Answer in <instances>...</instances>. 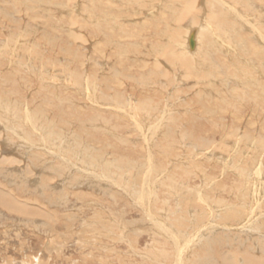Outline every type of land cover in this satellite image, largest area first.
Wrapping results in <instances>:
<instances>
[{"label":"rangeland","instance_id":"obj_1","mask_svg":"<svg viewBox=\"0 0 264 264\" xmlns=\"http://www.w3.org/2000/svg\"><path fill=\"white\" fill-rule=\"evenodd\" d=\"M184 1L0 0V98L21 128L0 125L21 145L9 166L0 140V180L17 166L7 190L35 212L0 206V264L264 260V0H194L175 24ZM202 28L203 69L170 60L173 33L187 51Z\"/></svg>","mask_w":264,"mask_h":264},{"label":"bare ground","instance_id":"obj_2","mask_svg":"<svg viewBox=\"0 0 264 264\" xmlns=\"http://www.w3.org/2000/svg\"><path fill=\"white\" fill-rule=\"evenodd\" d=\"M106 1V0H105ZM124 1V0H123ZM200 1V0H199ZM204 1V0H203ZM225 1V0H224ZM229 1V0H228ZM100 2V1H99ZM219 2V1H218ZM179 3H181V2H179ZM197 3H198V1H197ZM207 3V6L209 7L210 6V0H209V2H206ZM213 3V4H212ZM211 3V7L213 8V10H214V13H213V15H212V10L211 9H209V11H210V14H211V16H212V21L213 22H216V18H219V23H224V25H228L229 26V24H230V22L227 20V21H223L224 20V18H225V13H224V9L225 8H223V4L220 2V3H215V2H212ZM103 4V3H102ZM193 4H195V2H194V0H190V1H184V2H182V5L181 6H183L182 8H184V10H182V13H179L180 15L179 16H176L175 18H174V20H173V23H175V24H179V23H182L185 19H186V17H187V15L189 14V13H193V14H195V11H194V8H192L193 7ZM199 4V3H198ZM227 4H229V2L227 3ZM138 5V4H137ZM172 5V4H171ZM177 5V4H176ZM205 5V4H204ZM231 5V4H230ZM234 5V4H233ZM232 5V6H233ZM75 6V5H74ZM200 6V5H199ZM202 6V5H201ZM235 6V5H234ZM238 7V6H237ZM102 8V7H101ZM170 8V7H169ZM177 8V7H176ZM176 8H174V9H176ZM180 8V7H179ZM200 8V7H199ZM210 8V7H209ZM227 8V7H226ZM117 9V8H116ZM173 9V8H172ZM180 10V9H179ZM193 10V11H192ZM204 10V9H203ZM192 11V12H191ZM237 11V10H236ZM264 11V10H263ZM173 12H175V11H173ZM232 12V11H231ZM85 13V12H84ZM178 13V12H177ZM192 14V15H193ZM6 15V14H5ZM80 15V14H79ZM229 16V15H228ZM98 17V16H97ZM147 17V16H146ZM199 17V16H198ZM227 17V16H226ZM195 18V17H194ZM229 18H231V17H229ZM233 18H235V17H233ZM109 19V18H108ZM214 19V20H213ZM228 19V18H227ZM146 20V19H145ZM235 20V19H234ZM181 21V22H180ZM188 21V20H187ZM237 21V20H236ZM4 22V21H3ZM147 22V21H146ZM172 22V21H171ZM177 22V23H176ZM196 22V19H193L190 23H195ZM248 22V21H247ZM186 23V22H185ZM217 23V22H216ZM239 23H240V21H239ZM118 24V23H117ZM128 24V23H127ZM233 24V23H232ZM110 25V24H109ZM249 25V24H248ZM211 26V25H210ZM222 26V25H221ZM232 26V27H231ZM231 26H229L230 28L227 30V29H220L221 30V32H222V34H223V36L224 37H228V35H231L230 33H232L233 31H234V33H232L233 35L234 34H236L237 33V25L236 26H234V25H231ZM240 26V25H239ZM205 27V26H204ZM254 27V26H253ZM106 28V27H105ZM128 28V27H127ZM239 28V27H238ZM196 30V29H195ZM199 30V29H198ZM215 30H217V29H215ZM85 31V30H84ZM180 31H181V29H180ZM190 31V30H189ZM182 32V31H181ZM180 32V33H181ZM133 33V32H132ZM140 34V33H139ZM179 33H173V36H172V43H173V46H171V47H167V49H166V51H169V52H172V53H167L168 54V56H169V58H170V60H172L173 62H176L177 64H179V65H182L181 67L183 68V67H185L186 69H189V70H191L192 72L194 71H198L199 69L198 68H201V69H203V67H202V65H201V63L203 64V62H201V63H199L198 64V62H199V58H200V56L202 57V55L204 56V55H208L209 53H211V50H212V48H211V46H212V44H214V43H212L211 42V37H212V35H211V33H210V30H206L205 31V28H202V29H200V31H199V33H198V31L196 30V31H192L190 34H189V36H188V38H187V42H188V46H189V39H190V37H191V35H194V43H195V47H194V50H192L191 48H190V46H189V49H188V47H187V51H184L183 50V48H182V46H181V43H180V41H179V38H180V34L178 35ZM257 34V33H256ZM24 35V34H23ZM183 35H184V32H183ZM221 35V34H220ZM232 35V36H233ZM111 36V35H110ZM135 36V35H134ZM157 36V35H156ZM187 35H185V37H186ZM211 36V37H210ZM215 36V35H214ZM258 36V35H257ZM256 36V37H257ZM183 37V36H182ZM181 37V38H182ZM121 38V37H120ZM180 38V39H181ZM185 39V38H184ZM204 40V43L205 44H203L202 43V41L201 40ZM219 39V38H218ZM257 39V38H256ZM16 41V40H15ZM104 41V40H103ZM106 41V40H105ZM217 41V40H216ZM259 41V40H258ZM17 42V41H16ZM182 42V41H181ZM183 44V43H182ZM184 45V44H183ZM259 45V44H258ZM254 46V45H253ZM252 46V47H253ZM186 47V46H185ZM216 47V46H215ZM254 48V50H256L257 52L258 51H261V50H259V48L258 49H256L255 47H253ZM252 48V49H253ZM264 48V47H263ZM262 49V48H261ZM30 50V49H29ZM196 50V51H195ZM165 51V50H164ZM190 51H194V52H190ZM256 52V53H257ZM263 53H264V51H263ZM179 54V55H178ZM250 54H252V53H250ZM17 55V54H16ZM115 55V54H114ZM219 55V54H218ZM211 56V55H210ZM257 56V55H256ZM10 57V56H9ZM113 58V57H112ZM207 58H209V57H207ZM206 58V59H207ZM201 60V59H200ZM209 60V59H208ZM202 61V60H201ZM123 62V61H122ZM129 63H130V61H129ZM123 64H125V63H123ZM242 65V64H241ZM28 66V65H27ZM121 66V65H120ZM156 66V65H155ZM123 67V66H122ZM129 67V66H128ZM127 67V68H128ZM198 67V68H197ZM206 67V66H205ZM208 67V66H207ZM7 68V67H6ZM125 68V67H124ZM126 68V69H127ZM188 72H190V71H187L186 73H188ZM199 72V71H198ZM192 74V73H191ZM200 76V75H199ZM187 78V77H186ZM109 80V79H108ZM111 80V79H110ZM247 80V79H246ZM111 82H113V81H111ZM110 82V83H111ZM126 82V81H125ZM129 82V81H128ZM109 83V84H110ZM120 83V82H119ZM77 84V83H76ZM93 84V83H92ZM115 84V83H114ZM196 84V83H195ZM111 85V84H110ZM120 85V84H119ZM123 86V85H122ZM120 87V86H119ZM238 87V86H237ZM99 88V87H98ZM108 88V87H107ZM109 88H110V86H109ZM116 88H117V85H116ZM101 89V88H100ZM115 89V88H114ZM99 92V91H98ZM84 93V92H83ZM100 95V94H99ZM243 96V95H242ZM2 98V97H1ZM0 98V125H2V129L7 133V132H13L15 135H17L20 131H21V128H20V126L18 125V122L17 121H20V114H19V109H18V103H17V101H14V102H7V100L6 99H4V98H2L1 99ZM7 98V97H6ZM134 100V99H133ZM12 101V100H11ZM109 101H111V100H109ZM125 101V100H124ZM238 101V100H237ZM126 103V102H125ZM120 104V103H119ZM133 104V103H132ZM103 105V104H102ZM127 105V104H126ZM145 105V104H144ZM121 106V105H120ZM241 107V106H240ZM117 108V107H116ZM124 108V107H123ZM223 108V107H222ZM221 108V109H222ZM250 108V107H249ZM129 109V108H128ZM148 111V110H147ZM156 111V110H155ZM164 112V111H163ZM169 113V112H168ZM125 114V113H124ZM159 115V114H158ZM178 115V114H177ZM216 117V116H215ZM128 118V117H127ZM63 119V118H62ZM192 120V119H191ZM157 126V125H156ZM20 128V129H19ZM159 128V127H158ZM4 134V133H3ZM13 134V135H14ZM6 136V135H5ZM8 137H10V136H8ZM13 138V137H12ZM19 139V138H18ZM17 139V140H18ZM0 140H2L1 138H0ZM16 140V137L14 136V139H12V145H11V149H10V153L11 154H13V155H15V156H13L12 157V159H10L8 162L10 163V165L9 166H11V165H13L14 163H16L17 162V160H16V158H14V157H16L17 155H18V152L21 150L20 149V146H19V142ZM146 140V139H145ZM10 141L11 140H7V138H5V139H3L2 140V146H3V148H2V150H3V152H5L6 154H10L9 152H6L7 151V147H9V146H7L8 144L7 143H9L10 144ZM19 141H20V139H19ZM32 142V141H31ZM148 145V144H147ZM22 146H24V145H22ZM2 150H0V151H2ZM9 151V150H8ZM92 151V150H91ZM30 152H32V151H30ZM2 153V152H1ZM0 153V154H1ZM4 154V153H3ZM10 154V155H11ZM21 154V153H20ZM20 156V155H19ZM2 157V156H1ZM10 158V157H9ZM8 158V159H9ZM19 158V157H18ZM15 159V160H14ZM3 160V159H2ZM97 161V160H96ZM2 162V161H1ZM5 162H7V161H5ZM3 163V162H2ZM132 163V162H131ZM105 164V163H104ZM94 166V165H93ZM92 166V167H93ZM149 166V165H148ZM15 167V166H14ZM17 167V166H16ZM15 167V168H16ZM2 168V167H1ZM5 168V167H4ZM15 168H10V170H11V173L8 175V177H6L5 178V181H1L0 180V206H2L3 208H5L6 210H8L9 212H11V213H17V214H30V213H32V214H34L35 212L34 211H31V210H29L30 208L28 207V206H26V204H23L22 202H20V201H18L17 199H16V197L14 196V195H12V193H11V191L9 192L7 189H10V188H8L9 186L7 185V182L8 181H10L11 179H9L10 177H12V176H14V174H16L17 173V170L15 169ZM18 168V167H17ZM146 168V167H145ZM154 168V167H153ZM19 169V168H18ZM9 170V169H8ZM100 170V169H99ZM139 170V172H140V169H138ZM144 170V169H143ZM135 171V170H134ZM19 172V171H18ZM151 172V171H150ZM2 173L4 174L5 172L4 171H2ZM2 173H0V174H2ZM122 173V172H121ZM141 173V172H140ZM6 175V174H5ZM122 175V174H121ZM132 175V174H131ZM135 175L137 176V173H135ZM147 175V174H146ZM2 176V175H1ZM143 176V175H142ZM4 177V176H3ZM130 177H132V176H130ZM138 177H139V175H138ZM141 177V176H140ZM144 177V176H143ZM151 177V176H150ZM18 178V177H17ZM16 178V179H17ZM148 178V177H147ZM3 179V178H2ZM86 179V178H85ZM132 179H133V177H132ZM136 179V178H135ZM132 180L131 182H129V183H132V184H140V182H137L136 180H138L139 178H137L136 180ZM144 179V178H143ZM4 180V179H3ZM129 180H131V179H129ZM147 180V179H146ZM145 180V181H146ZM150 180H152V179H150ZM168 180V179H167ZM15 181H17V180H14V182ZM127 181H128V178H127ZM149 181V180H148ZM11 182V181H10ZM14 182H12V184L14 183ZM144 182V181H143ZM150 182V181H149ZM30 183V182H29ZM151 183V182H150ZM149 183V184H150ZM19 184V183H18ZM33 184V183H32ZM136 184V185H137ZM154 184V183H153ZM131 185V184H130ZM142 185H144V184H142ZM11 186V185H10ZM14 186V185H13ZM18 186V185H17ZM151 186V185H150ZM145 187V186H144ZM12 188V187H11ZM130 188V187H129ZM128 188V189H129ZM139 188V187H138ZM141 188V187H140ZM13 190V189H12ZM141 190L143 191V193H145V191H144V189H140V190H138V192L137 191H135V193H137L138 195H141L142 194V192H141ZM147 190V189H146ZM14 191V190H13ZM196 191V190H195ZM130 193V192H129ZM134 193V194H135ZM136 195V194H135ZM144 196V195H143ZM50 197V196H49ZM140 199H142V198H140ZM137 201V200H136ZM142 203V202H141ZM140 203V204H141ZM203 203V202H202ZM144 205H146V204H144ZM146 207V206H145ZM147 208V207H146ZM45 209V208H44ZM215 209H216V207H215ZM216 210H218L219 211V209H216ZM215 210V211H216ZM221 210V209H220ZM148 211V210H147ZM231 215H232V213H231ZM30 216V215H29ZM230 216V215H229ZM49 218H50V215L48 216ZM178 217V216H177ZM223 218V217H222ZM228 218V217H227ZM56 219V218H55ZM223 219H225V218H223ZM26 220V219H25ZM226 220V219H225ZM31 221H33V220H31ZM29 222V221H28ZM32 223V222H31ZM36 224V223H35ZM94 225V224H93ZM111 232V231H110ZM167 232V231H166ZM168 233V232H167ZM102 234V233H101ZM169 234V233H168ZM165 235H167V234H165ZM203 237V236H202ZM188 239H190V238H188ZM217 240V239H216ZM219 240V239H218ZM197 250V249H196ZM179 252V251H178ZM178 254V253H177ZM227 254H230V253H227ZM236 254V253H235ZM237 255V254H236ZM245 256V260H244V264H262V263H264V260H260V259H256V258H254V257H252V256H250V255H244ZM235 255H233V253H231L230 254V256L229 255H225V256H223L222 257V262H223V264H237V260H235ZM242 258V257H241ZM240 259V258H239ZM247 259H248V261H247ZM207 261V260H206ZM209 264V263H208ZM222 264V263H221Z\"/></svg>","mask_w":264,"mask_h":264},{"label":"water","instance_id":"obj_3","mask_svg":"<svg viewBox=\"0 0 264 264\" xmlns=\"http://www.w3.org/2000/svg\"><path fill=\"white\" fill-rule=\"evenodd\" d=\"M189 46L192 50H194L195 47V43H194V35H191L190 39H189Z\"/></svg>","mask_w":264,"mask_h":264}]
</instances>
